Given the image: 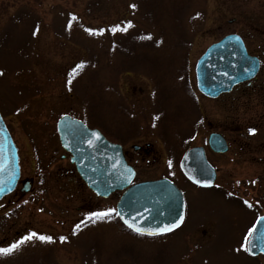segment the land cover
Segmentation results:
<instances>
[{"label": "rangeland", "instance_id": "374dc122", "mask_svg": "<svg viewBox=\"0 0 264 264\" xmlns=\"http://www.w3.org/2000/svg\"><path fill=\"white\" fill-rule=\"evenodd\" d=\"M136 2L0 0V112L19 149L21 180L34 179L31 192L20 193L19 184L0 201V247L33 232L53 238L24 241L10 255H0V264H264L263 255L252 257L241 248L264 214V0H186L178 16L181 29L172 26L169 33L175 42L159 53L172 59L163 72L171 80L169 92L176 101L184 98L187 90L178 73L188 66L197 102L186 115L168 119L167 127L153 118L151 76L114 70L119 60L110 50L115 35L144 28ZM116 25L126 30L112 32ZM231 33L239 34L249 53L261 60V70L256 80L231 93L207 98L197 89L195 64L210 45ZM91 53L99 60L89 67ZM86 87L115 106L116 116L123 106L136 120L137 127L130 118L123 120L137 136L123 144L137 170L135 181L165 177L183 192L185 220L170 235L134 236L116 212L88 219L91 212L116 210L121 193L97 197L59 141L56 124L63 114L83 118ZM213 132L225 136L227 153L210 150ZM172 133L178 140L189 138V148H205L217 170L212 188L196 187L183 176L180 155H173L172 144L165 141ZM98 240L102 251L94 254L95 261L92 246Z\"/></svg>", "mask_w": 264, "mask_h": 264}, {"label": "water", "instance_id": "95a60500", "mask_svg": "<svg viewBox=\"0 0 264 264\" xmlns=\"http://www.w3.org/2000/svg\"><path fill=\"white\" fill-rule=\"evenodd\" d=\"M259 69L258 58L249 55L243 39L237 34H229L210 45L197 60V88L204 96L216 99L255 78ZM57 130L62 147L71 154V162L90 190L101 198L122 192L116 208L119 219L127 228L137 233L125 221L146 230L144 234L137 233L139 235L158 237L170 234L182 225L185 200L173 182L162 178L132 184L136 171L128 164L123 146L109 141L100 130L88 127L79 119L63 115L57 122ZM96 133H99V139L94 135ZM208 145L216 154L229 150L226 139L219 133L209 135ZM179 167L193 184L203 188L214 185L217 174L202 146L187 150ZM19 178L18 149L0 114V201L15 190ZM22 186V193L30 192L33 180L25 179ZM176 224L178 226L170 231L147 234L148 230ZM247 247L250 256L264 255V215L257 220Z\"/></svg>", "mask_w": 264, "mask_h": 264}, {"label": "trees", "instance_id": "16d2710c", "mask_svg": "<svg viewBox=\"0 0 264 264\" xmlns=\"http://www.w3.org/2000/svg\"><path fill=\"white\" fill-rule=\"evenodd\" d=\"M135 1H137L138 12L140 11L145 22L144 28L137 27L131 32H119L115 35L110 50L113 52L116 50L119 60L117 65L114 66V70L120 73L142 72L151 76L150 81L153 86L152 93L155 107L153 118L167 127L168 119H172L176 115H186L196 108L197 102L196 95L189 86L188 66L182 65L179 68L181 71L178 73L179 76L182 75L180 80L183 81V88L185 87L187 90V92H183L184 98L181 96L182 99L176 101V97L169 92L168 81L171 80L164 73H166L165 66H167V63L170 66L172 59L159 53L162 47H168L170 41L175 42V37L170 36L169 33L172 26L181 29L183 24H180L181 16H178L186 9V0ZM134 8L136 9V7ZM173 14L175 15L173 16ZM98 60V55L91 53L88 66L90 67ZM109 64L111 65V63ZM85 94L87 101L85 102V112L82 119L89 126L100 129L107 138L122 145L137 137L134 133L137 122L127 109L122 106V114L116 116L115 106L113 107L104 98L101 100L102 97L97 92H90V89L86 87ZM126 117L132 120L134 127L128 128L127 125H124L123 120ZM167 138L165 141L173 146L174 151L171 149L173 155H180L181 158L185 150L189 148L187 142L190 139L182 140L180 136L178 140L173 133L167 135ZM171 158L173 160L175 157L171 156ZM92 248L94 250L93 255H97L98 250L102 251L99 240L97 245H93ZM126 252L125 255L133 259L132 255L128 251ZM95 255L94 259L96 261L97 256Z\"/></svg>", "mask_w": 264, "mask_h": 264}, {"label": "snow or ice", "instance_id": "6c2138e0", "mask_svg": "<svg viewBox=\"0 0 264 264\" xmlns=\"http://www.w3.org/2000/svg\"><path fill=\"white\" fill-rule=\"evenodd\" d=\"M131 7H135V5H131ZM74 19V17H73ZM129 26H131V22H129ZM117 30H121V31H125L126 29H122L120 28L119 25H116V26H113V28L111 29L112 32H116ZM87 31L92 34V35H95L97 34V31L96 30H93L91 28L87 29ZM100 32H102L103 30H99ZM80 67V66H78ZM69 83H71V81H69ZM251 133H254L255 132V129H250L249 130ZM96 136L97 139H99V133H96L94 134ZM89 143H91V141H89ZM197 183H200V181H196ZM247 203V202H245ZM116 212L115 209H108L107 211H104V212H91L88 214V219L89 220H92V218H96V219H105L106 217L110 216L112 213ZM117 215H119V213L117 212L116 213ZM181 222L183 220V217L180 218ZM94 222V221H93ZM125 223L128 224V226L130 228H133L137 233H140V234H144L145 233V229H142L138 226H135L131 223H128V221H125ZM178 226V224L176 225H165L163 228H157V229H153V230H148L147 231V234L149 235H156V234H159V233H162V232H167V231H170L172 230L173 227H176ZM77 228H79V225H77ZM253 235V230H249L248 232V236H252ZM33 237H36L38 239H40L41 241H44V242H51L52 241V237L51 236H44V235H37V233L33 232V233H30L29 236H26L24 237V239L22 241H18L16 243H13L7 247H0V255H10L13 251H15L19 245L21 243H23L24 241H27L29 239H32ZM62 241L64 239H66L65 237H61L60 238ZM247 244H248V238L245 237V240H244V243L241 245V248L244 250V251H248V247H247ZM240 249H237V251H239Z\"/></svg>", "mask_w": 264, "mask_h": 264}, {"label": "flooded vegetation", "instance_id": "af4514ba", "mask_svg": "<svg viewBox=\"0 0 264 264\" xmlns=\"http://www.w3.org/2000/svg\"><path fill=\"white\" fill-rule=\"evenodd\" d=\"M259 60H260V59H259ZM260 70H261V60H260ZM256 79H257V78H256ZM256 79H255V80H256Z\"/></svg>", "mask_w": 264, "mask_h": 264}]
</instances>
